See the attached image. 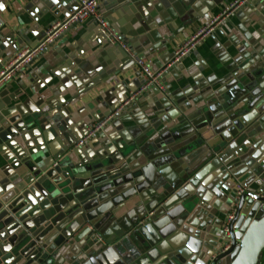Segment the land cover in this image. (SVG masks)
Returning <instances> with one entry per match:
<instances>
[{"label": "crops", "instance_id": "crops-1", "mask_svg": "<svg viewBox=\"0 0 264 264\" xmlns=\"http://www.w3.org/2000/svg\"><path fill=\"white\" fill-rule=\"evenodd\" d=\"M211 1L99 0V12L129 50L160 71L165 93L148 88L124 105L128 94L141 85V76L127 53L107 44L91 20L63 31L0 87V113H24L21 118H31L35 124L27 147L11 149L0 142L2 190L27 172L19 164L27 155L38 167L50 164L54 157H59L60 164L71 163V152V160L95 165L135 146L117 163L91 173L93 182L115 177L117 185L102 205L112 197L116 203L108 215L93 218L92 225L97 227L93 239L67 247L62 264L86 262L102 246L115 244L128 254L137 241L136 228L166 214L170 220L159 228L174 243L179 242L184 236L181 230L191 226L184 221L183 206L205 200L216 204L217 198L224 199L230 191L213 175L216 161L208 153L185 155L187 163L181 166L175 161L154 168L139 151L182 117L199 123V130L205 131L196 111L201 92L238 64L247 68L264 59V0ZM77 4L78 0H0V58L8 60L24 47L38 44L45 30L71 14ZM228 126L225 122L217 130ZM89 129L93 132L89 139L77 146ZM210 134L209 130L204 133ZM230 170L233 182L250 173L240 165ZM252 172L255 177L242 181L247 188L264 174ZM209 214L213 218L209 228H214V220L226 222L230 216L223 202L217 209L211 207ZM145 234L139 235L143 242L158 238L151 228Z\"/></svg>", "mask_w": 264, "mask_h": 264}, {"label": "water", "instance_id": "water-1", "mask_svg": "<svg viewBox=\"0 0 264 264\" xmlns=\"http://www.w3.org/2000/svg\"><path fill=\"white\" fill-rule=\"evenodd\" d=\"M201 94L196 111L205 131L199 130V123L182 117L139 151L154 168L175 161L180 166L186 164L185 155L210 154L216 161L213 175L230 189L227 196L217 198L216 204L205 200L184 205V221L191 226L181 230L184 236L179 242L174 243L159 228L170 220L166 214L136 228L133 236L137 241L128 254L121 253L120 244L102 246L79 264H260L264 254V174L254 179L252 188L242 181L255 177L253 170L264 172V59L247 68L238 64ZM12 113H0V142L11 149L25 147L33 137L34 120L21 118L24 113ZM225 122L229 126L219 132L217 128ZM207 130L209 136L204 135ZM133 149L135 146L95 165L71 160L72 152L67 164L54 157L50 164L38 167L30 155L21 158L19 164L27 172L20 173V181L11 188H0V264H62L68 246L93 239L97 227L92 220L109 214L115 198H109L104 207L102 203L117 183L114 176L107 182H93L91 173L117 163ZM236 165L249 168L250 173L233 182L230 168ZM237 186L244 188L239 194ZM221 202L232 214L228 233L223 232L224 222L214 220V228L208 227L213 219L211 207L217 209ZM162 208L168 210L167 205ZM149 228L158 238L143 242L139 235L146 236Z\"/></svg>", "mask_w": 264, "mask_h": 264}, {"label": "built area", "instance_id": "built-area-1", "mask_svg": "<svg viewBox=\"0 0 264 264\" xmlns=\"http://www.w3.org/2000/svg\"><path fill=\"white\" fill-rule=\"evenodd\" d=\"M98 4L99 0H78L77 8L64 19L56 21L48 27L38 44L24 47L8 60L0 58V87L10 81L26 65L38 57L48 46L52 45L63 31L73 25L83 23L86 20H91L95 24L98 33L107 44L119 46L127 53L134 62L138 73L141 76V85L138 89L128 94L124 105L129 101L134 100L140 93L148 88H154L160 93H165V89L159 78L160 71L152 70L140 57L136 56L129 50L120 35L112 29L107 20L99 12ZM92 133L91 129L87 130L83 137L78 141L77 146H83ZM261 181L264 182V180ZM243 189V186H237V193L239 194ZM231 218L232 214H230L226 219V222H224L222 229L225 233H228L227 223ZM100 239L101 238H99V240Z\"/></svg>", "mask_w": 264, "mask_h": 264}, {"label": "trees", "instance_id": "trees-1", "mask_svg": "<svg viewBox=\"0 0 264 264\" xmlns=\"http://www.w3.org/2000/svg\"><path fill=\"white\" fill-rule=\"evenodd\" d=\"M261 261H264V254H262V259H261Z\"/></svg>", "mask_w": 264, "mask_h": 264}]
</instances>
